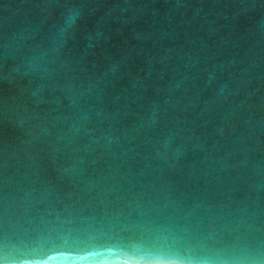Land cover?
I'll list each match as a JSON object with an SVG mask.
<instances>
[{"label":"water","instance_id":"1","mask_svg":"<svg viewBox=\"0 0 264 264\" xmlns=\"http://www.w3.org/2000/svg\"><path fill=\"white\" fill-rule=\"evenodd\" d=\"M0 264H264V0H0Z\"/></svg>","mask_w":264,"mask_h":264}]
</instances>
